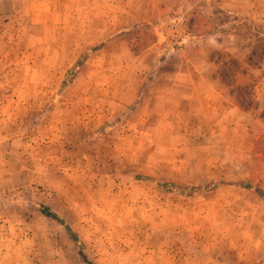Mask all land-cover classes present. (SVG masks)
Returning <instances> with one entry per match:
<instances>
[{"label": "rangeland", "instance_id": "374dc122", "mask_svg": "<svg viewBox=\"0 0 264 264\" xmlns=\"http://www.w3.org/2000/svg\"><path fill=\"white\" fill-rule=\"evenodd\" d=\"M221 2L0 0V128L11 125L28 140L17 161L2 157L4 174L15 177L1 185L0 173V264H86L39 205L77 234L92 264H264V200L257 193L264 194V160L254 151L264 135V56L212 50L213 75L222 86L207 84L209 102L198 97L203 80L181 77L169 102L127 121L106 90L105 71L123 69L130 88H148L149 104L154 90L170 91L160 82L167 76L155 77L160 62L135 59L127 32L156 36L137 56L157 52L177 20L191 26L225 20L213 12ZM171 47L177 45L163 41L157 54L166 56ZM182 47L188 56L191 46ZM166 62L167 72L179 65ZM10 87L17 103L13 124L4 114ZM52 97L61 102L51 114L62 115L61 103H68L69 114L57 123L60 140L41 131ZM21 159L29 172L17 179ZM161 182L200 191L172 192ZM243 183L252 189L235 187ZM213 184L224 186L204 191Z\"/></svg>", "mask_w": 264, "mask_h": 264}, {"label": "crops", "instance_id": "0c3cea01", "mask_svg": "<svg viewBox=\"0 0 264 264\" xmlns=\"http://www.w3.org/2000/svg\"><path fill=\"white\" fill-rule=\"evenodd\" d=\"M202 1L204 5H208V7H210L208 0ZM243 2V0H224V3H218L216 10H213V12L216 13L218 17H221V19L225 17V20L218 19V22L208 23L207 26H191L187 24L185 20L183 22L177 20L169 28L168 33L164 35V40L163 38L162 40L159 39L157 43L160 45L159 48L157 47L158 51L161 48L162 42L166 40L169 41V46L177 45V47L173 50L171 47V50L166 56H159L157 54L158 51H146L140 56H134L135 59L138 60L153 59L160 62V70L155 76L157 80L159 77L162 78L163 76H167V78L164 79L166 81H163L162 79L160 82H165L163 83L164 85H169L167 88H169L170 91H159L158 89L154 90V95H152L153 102H150V104L149 102H145L144 99L145 93H148V88L145 87V85H141L139 91L128 86V82L125 78L127 70H106L105 73L107 74V78H111L110 85L107 86L106 90L109 89L108 92H111L114 95L112 96V103L114 107L117 108V111L121 109L118 111V113H121L119 115H124L123 118L127 121L128 118L133 117L134 114L140 113L147 107L153 106V108L156 109L161 108L163 102H169L172 95H177V91L174 88L178 87L177 85L179 83H177V81L181 80V77H196L203 80L204 83L202 84H205V86L202 89L200 88L198 91V97L205 102H209L210 87L207 84L212 82L213 85H217V88L219 89L220 86H222V84L218 82V79H216L213 75V67H215V65L210 58V52L212 50L229 53L231 56H264V0H248L246 3ZM195 7L196 6H188L187 11H193ZM244 13L249 14V20L242 17ZM226 17H229L230 19L227 20ZM189 26L194 32H198L197 30L203 29V35L201 37H196L194 34L191 35ZM243 29H247L248 31V34L246 35L247 38H244L241 35ZM221 37L224 38L226 44L224 43L225 41L221 42L223 39L219 40ZM184 45L188 47L191 46V48L185 49V54L188 56L181 55V51L183 52L182 46ZM239 49L243 50V53H238ZM162 58H164L163 61H160ZM237 59L241 61V58ZM167 60H169L170 63L172 62V64H178L179 62V65L177 67H171L169 72H167V70L163 68V65L167 63ZM9 71L11 72L12 69ZM142 75L145 76V73ZM81 76L82 75L80 74L78 77ZM93 76H95V74L91 77ZM207 79L208 81H206ZM97 86L98 85L91 83L89 87L91 91H95ZM9 93V101L4 107V114L6 117L8 116L9 122L13 124L12 122L16 120L15 108L17 103L11 96L12 93H15L12 87H10ZM222 93H224V91H222ZM261 99L264 101V94ZM52 100H54V97L48 100V102H45L48 109H46V106L44 105L45 108L43 109H46V114L43 117V128L41 131L44 137L52 140H60L63 130H61L62 128L57 123H59V120L62 119L63 115L69 114L68 107H65L68 103H61L63 107L61 109L63 114L61 115V112H57L59 114L57 116L55 114H51L49 109L52 104H57L59 100L61 102V99L58 97V99L54 101ZM181 101H183V99ZM2 110L3 109L0 107V111ZM0 119H2L1 115ZM78 119L80 120V118ZM89 120V123L92 124L93 119L89 118ZM8 126V130H2L0 128V173L3 174L1 185H8V183H10L9 179L15 177V175H7V173L4 174L5 171L7 172L8 165L2 161V157L8 156L10 160L17 161V158H19L18 156L26 149L28 141L27 138L24 139L26 135L18 137L16 133H12L10 131L11 125ZM20 163L21 166H23V169H19L22 171L16 175L17 179H21L20 174L23 172H29L26 163L23 160Z\"/></svg>", "mask_w": 264, "mask_h": 264}, {"label": "trees", "instance_id": "16d2710c", "mask_svg": "<svg viewBox=\"0 0 264 264\" xmlns=\"http://www.w3.org/2000/svg\"><path fill=\"white\" fill-rule=\"evenodd\" d=\"M126 42L127 45L131 51V53L135 56L141 54L146 48H148L150 45L154 44L156 42V36L152 32H148L146 34H140V33H132L127 32L126 34ZM241 89L239 90V92ZM241 107L246 110L247 108L241 104ZM254 151L255 153L264 160V135L258 136V138L255 141L254 144ZM139 180L143 181H155L153 178L148 177H139ZM161 187L168 191L177 192V193H184L185 191L189 192L190 194H194L200 191L197 187H190V188H183L179 187L173 183H167V182H161ZM224 184H213L209 187H205L204 191H210L217 189L219 187H223ZM236 188L240 189H252L251 185L249 183H243V184H237L235 185ZM258 195L261 199L264 200V194L257 190ZM39 213L44 216L45 218H49L55 223H57L64 231L65 233L70 237L71 241L77 248V254L83 259V261L86 264H92L88 258L85 252L83 251V243L77 236V234L57 215L56 213L52 212L48 207L45 205H39L38 207Z\"/></svg>", "mask_w": 264, "mask_h": 264}]
</instances>
